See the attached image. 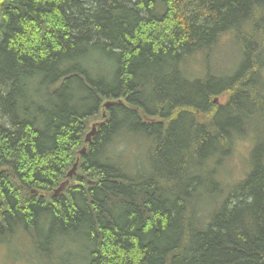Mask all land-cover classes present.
Here are the masks:
<instances>
[{
  "label": "trees",
  "instance_id": "trees-1",
  "mask_svg": "<svg viewBox=\"0 0 264 264\" xmlns=\"http://www.w3.org/2000/svg\"><path fill=\"white\" fill-rule=\"evenodd\" d=\"M226 34L239 65L196 77ZM263 70L264 0H0V246L33 264H264V143L222 207L196 211Z\"/></svg>",
  "mask_w": 264,
  "mask_h": 264
},
{
  "label": "rangeland",
  "instance_id": "rangeland-1",
  "mask_svg": "<svg viewBox=\"0 0 264 264\" xmlns=\"http://www.w3.org/2000/svg\"><path fill=\"white\" fill-rule=\"evenodd\" d=\"M177 20H170L163 25L167 29L176 26ZM241 50L238 44L233 40L231 34H226L220 44L209 54V65L202 62L198 67L197 76L202 77L206 73H215L219 75H229L241 61ZM264 79V70L262 72ZM223 99H219L221 102ZM251 121L247 125L249 128L246 133L237 141L236 148L231 158H229L219 169L218 179L220 180L219 191L214 195H207L204 191L202 198L196 202L197 215L201 218L209 217L219 210L222 205L234 194L239 183L245 180L251 170V155L255 146L264 143V97H261L250 103ZM93 123V122H92ZM92 123L89 126L91 130ZM141 145H144L143 138H138ZM84 149V148H83ZM22 172L25 168L22 167ZM9 177V175H7ZM87 176V178H89ZM83 181H86L84 177ZM21 202L30 198L29 191H26L21 185L17 184L15 188ZM50 192H47V195ZM194 209V206H193ZM204 226V224L200 225ZM204 228V227H202ZM23 241H12L8 245L0 246V264H33L26 260L29 255V249ZM25 246V247H24ZM24 247V248H23ZM77 253L70 260V264H82L76 260Z\"/></svg>",
  "mask_w": 264,
  "mask_h": 264
},
{
  "label": "water",
  "instance_id": "water-1",
  "mask_svg": "<svg viewBox=\"0 0 264 264\" xmlns=\"http://www.w3.org/2000/svg\"><path fill=\"white\" fill-rule=\"evenodd\" d=\"M96 130H97V126L95 124V125H93L92 130L86 136V142L87 143H91L92 142V138L95 136ZM86 151H87V149L85 148L82 153L84 154ZM78 166H79V160H77V163L74 165V168L68 174L67 181H65L64 183H62L61 186L55 191V194L56 195H59L62 192H64V190L70 184V180L73 178V176L75 175L76 171L78 170Z\"/></svg>",
  "mask_w": 264,
  "mask_h": 264
},
{
  "label": "bare ground",
  "instance_id": "bare-ground-1",
  "mask_svg": "<svg viewBox=\"0 0 264 264\" xmlns=\"http://www.w3.org/2000/svg\"><path fill=\"white\" fill-rule=\"evenodd\" d=\"M71 171H72V170H71ZM71 171H70V172H71ZM70 172H69V173H70ZM76 172H77V171H76ZM69 173H68V174H69ZM67 179H68V175H67Z\"/></svg>",
  "mask_w": 264,
  "mask_h": 264
}]
</instances>
